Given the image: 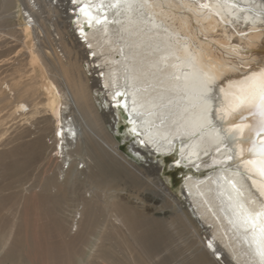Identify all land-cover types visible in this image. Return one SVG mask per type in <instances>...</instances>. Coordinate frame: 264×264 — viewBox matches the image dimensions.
Listing matches in <instances>:
<instances>
[{
    "label": "bare ground",
    "instance_id": "1",
    "mask_svg": "<svg viewBox=\"0 0 264 264\" xmlns=\"http://www.w3.org/2000/svg\"><path fill=\"white\" fill-rule=\"evenodd\" d=\"M5 1L13 10L7 17L19 20L22 46L42 70L41 105L31 109L25 101L15 105L16 113L27 108L31 117L40 112L36 109L45 112L37 121L33 151L43 143L41 136L51 126L59 147L55 145L54 150L68 165L70 147L81 144L88 149V133L98 139L100 147L118 156L113 145L88 126L85 115L90 113L84 106L87 81L79 75L70 80L82 49L61 35L60 53L64 61L68 60L64 66L55 51L42 45L44 28L39 19L50 17V23L55 20L63 24L69 33L74 31L71 27L80 31L83 47L89 46L82 57L87 66H93L97 77L91 79L95 91L100 89L102 97L110 102L108 108L120 112L138 149L148 148L161 157L173 155L170 165L183 169L181 188L207 232L202 241L206 252L213 250V258L221 260L225 256L230 264H262L246 217L262 210L264 197L237 166L234 149L222 130L225 121L217 118L215 108L221 88L264 61V0H55L57 5L52 7L53 0ZM63 3L67 7L64 11L58 9L64 8ZM68 108L72 114H66ZM81 161L84 168H89L90 159ZM100 161L97 157L98 169L103 168ZM129 165L138 170L134 164ZM148 165L152 170L158 168L152 161ZM86 178L91 179L89 175ZM142 198L149 202L144 208L152 211L147 213L152 215L147 227L148 244L154 247H147L145 232L139 226L140 216L147 215L144 209L136 213L133 205L119 196H113L106 206L107 224L112 230L107 233L120 235L124 227L128 234H122L121 241L130 249L129 254L134 246L146 245L155 263L154 249L160 244L158 240L162 241L156 231L163 225L158 224L164 222L176 229L172 220L178 212L162 208L163 198L152 192L143 193ZM80 204L81 211L73 218L74 235L79 234V224L89 211L86 197H81ZM182 226L187 228L184 222ZM117 235L106 244L98 236L90 258L97 259V264H123ZM200 257L215 264L206 253ZM192 258L195 262L199 259L197 254ZM199 260L201 264L203 260Z\"/></svg>",
    "mask_w": 264,
    "mask_h": 264
},
{
    "label": "rangeland",
    "instance_id": "2",
    "mask_svg": "<svg viewBox=\"0 0 264 264\" xmlns=\"http://www.w3.org/2000/svg\"><path fill=\"white\" fill-rule=\"evenodd\" d=\"M0 3V264H88L96 238L102 237L106 244L107 240L117 235L107 233L112 232L107 224L108 201L113 196H119L132 204L136 213H141L143 209L146 214L152 213L151 209L144 208L149 202L142 198V194L148 192L163 198L162 208H173L178 212L177 218L172 220L176 229L164 222L158 224L163 225L161 231H156L162 241L158 240L160 244L155 246L156 261L153 263L154 257L150 258L146 245L134 246L129 254L130 249L121 241L122 234L127 237L128 232L121 227V237L118 234L116 238L123 264H134L132 261L136 264H151V261L153 264H200L199 259L204 261L200 256L205 253L212 259L213 250L206 252L202 244L207 232L183 195V169L170 165L173 155L161 157L148 148L138 149L136 138L127 133L120 112L105 109L110 102L102 97L99 88L95 91L94 82L88 78L87 63L81 54L83 51L79 52L78 64L72 67L69 77L72 80L79 75L87 81L84 84L87 85L84 106L85 112L90 113V116L85 115L88 126L113 145L118 156L100 147L98 139L88 133V149L85 150L81 144L70 147L71 162L68 165L59 156V147L57 153L54 150L56 143L51 126L41 136L43 143L33 151L37 121L43 118L45 112L42 108L36 109L40 112L31 117L27 108L16 113L15 105L17 101H25L30 109L41 105L42 70L40 64L31 60L26 47L20 42L19 20L16 16L7 17L13 12L12 6L4 0ZM49 20L50 17L39 19L44 28L42 45L45 50L55 51L56 59L59 62L61 59V64L66 66L68 60L64 61L63 54L57 55L56 47H62L61 35L75 44L74 32L69 33L63 24H57L55 20L50 23ZM59 30L63 33H58ZM46 56L49 57L48 54ZM53 58L52 62H55ZM66 114H72L70 108ZM96 116L98 119L94 120ZM84 157L91 160L87 169L82 166L81 159ZM97 157L101 158L99 163L103 168H97ZM151 161L158 168L150 169L148 164ZM129 164H134L138 170ZM87 175L91 179L86 178ZM81 197L87 198L89 211L79 224V234L74 235L73 218L78 216L77 211H81ZM150 220L151 214L143 218L140 216L139 226L145 232L147 247H154L148 244L150 233L147 226L151 224ZM182 222L187 228L182 226ZM196 254L199 259L195 262L192 257ZM203 261L201 264H211L206 259ZM212 261L215 264H230L225 256ZM97 263V259L90 258V264Z\"/></svg>",
    "mask_w": 264,
    "mask_h": 264
},
{
    "label": "snow or ice",
    "instance_id": "3",
    "mask_svg": "<svg viewBox=\"0 0 264 264\" xmlns=\"http://www.w3.org/2000/svg\"><path fill=\"white\" fill-rule=\"evenodd\" d=\"M220 94L215 114L225 121L222 130L234 149L237 166L264 197V61L255 70L229 81ZM246 223L251 225L264 264V205L255 216L248 214Z\"/></svg>",
    "mask_w": 264,
    "mask_h": 264
},
{
    "label": "built area",
    "instance_id": "4",
    "mask_svg": "<svg viewBox=\"0 0 264 264\" xmlns=\"http://www.w3.org/2000/svg\"><path fill=\"white\" fill-rule=\"evenodd\" d=\"M55 5H57V2L55 1V0H53L52 1V4H51V7L52 6H55ZM66 4L65 3H63L62 4V7H64V8H59L58 7V9H62L63 11H64V9H65V6ZM54 8V7H53ZM67 8V7H66ZM68 11H70L69 10V8H68ZM71 29H73L74 31L73 32H75V34L73 33V36H74V38H75V44H77L78 45V48L80 47L81 49H82V51L84 52V55L86 54L85 52L89 49V46L88 45H86V47H83V45H85V41H84V38H83V36H81V34L79 33L80 31L78 30V29H75V27H71ZM72 32V31H71ZM57 40V39H56ZM57 44H58V41H55ZM57 48V55H59V56H61V53H60V47H56ZM89 55H90V53H89ZM89 60H90V58H89ZM91 61V60H90ZM90 64H91V62H90ZM85 67H86V69L88 70V72H87V76H88V78L90 79H96L97 77H96V75H95V71H94V68H93V66L92 65H90V67L89 66H86L85 65ZM89 68V69H88ZM86 70V71H87ZM108 105L106 106V108L105 109H107L108 110ZM57 134V136H59V134L60 133H56ZM57 147H58V145H57ZM64 166H65V164H64ZM80 167H81V165H79ZM66 167V166H65Z\"/></svg>",
    "mask_w": 264,
    "mask_h": 264
},
{
    "label": "water",
    "instance_id": "5",
    "mask_svg": "<svg viewBox=\"0 0 264 264\" xmlns=\"http://www.w3.org/2000/svg\"><path fill=\"white\" fill-rule=\"evenodd\" d=\"M189 172H192L191 170H188Z\"/></svg>",
    "mask_w": 264,
    "mask_h": 264
}]
</instances>
